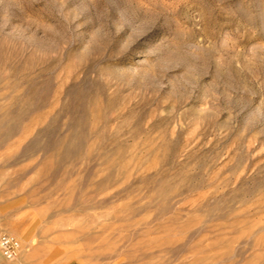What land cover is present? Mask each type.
Wrapping results in <instances>:
<instances>
[{
    "label": "rangeland",
    "instance_id": "374dc122",
    "mask_svg": "<svg viewBox=\"0 0 264 264\" xmlns=\"http://www.w3.org/2000/svg\"><path fill=\"white\" fill-rule=\"evenodd\" d=\"M28 264H264V0H0V234Z\"/></svg>",
    "mask_w": 264,
    "mask_h": 264
},
{
    "label": "built area",
    "instance_id": "2783aa9c",
    "mask_svg": "<svg viewBox=\"0 0 264 264\" xmlns=\"http://www.w3.org/2000/svg\"><path fill=\"white\" fill-rule=\"evenodd\" d=\"M20 250V243L13 235L0 234V254L6 260L15 259Z\"/></svg>",
    "mask_w": 264,
    "mask_h": 264
},
{
    "label": "crops",
    "instance_id": "0c3cea01",
    "mask_svg": "<svg viewBox=\"0 0 264 264\" xmlns=\"http://www.w3.org/2000/svg\"><path fill=\"white\" fill-rule=\"evenodd\" d=\"M0 264H27V263H26V261H24V260H16V261L13 262V263H4V262L1 260V258H0ZM28 264H31V263L28 262Z\"/></svg>",
    "mask_w": 264,
    "mask_h": 264
}]
</instances>
